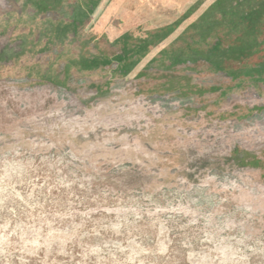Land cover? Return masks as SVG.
<instances>
[{
    "label": "rangeland",
    "instance_id": "374dc122",
    "mask_svg": "<svg viewBox=\"0 0 264 264\" xmlns=\"http://www.w3.org/2000/svg\"><path fill=\"white\" fill-rule=\"evenodd\" d=\"M263 14L264 0H204L153 33L138 30L159 38L151 52L159 63L189 53L238 73L264 66ZM7 45L0 38V52ZM179 65L104 93L91 78L67 87L0 78V264H264V142L248 138L224 154L219 134H209L215 125L229 132L220 122L257 119L264 85L254 73H211L201 60ZM182 77L205 91L191 119L133 107L178 90ZM242 93L261 102L228 105ZM177 127L209 136L180 137Z\"/></svg>",
    "mask_w": 264,
    "mask_h": 264
},
{
    "label": "crops",
    "instance_id": "0c3cea01",
    "mask_svg": "<svg viewBox=\"0 0 264 264\" xmlns=\"http://www.w3.org/2000/svg\"><path fill=\"white\" fill-rule=\"evenodd\" d=\"M9 1L12 2L13 8L3 10L0 14V38L8 41L7 47L0 52V67L4 65L18 67L19 72L14 75H4L5 73L2 75L0 70V78H5L3 80L9 83L17 82L19 85L50 84L55 87H67L72 83L87 84V79L91 78L103 82L89 84L98 93L112 91L115 85L122 83V80L126 82L158 80V76L164 73L173 74L180 63L183 65L188 63L190 60L184 56L178 63L170 61L159 63L155 60L151 52L154 49L153 43L159 41V38L152 41L153 34L149 36L147 30L153 33L160 25H167L173 22L172 20L185 17L204 2V0ZM141 26L146 27L145 34H142L144 31L138 30ZM143 35L147 36L142 37ZM94 42L97 46L101 44L96 53L87 48ZM106 45H109V49ZM167 58L169 59L168 54ZM179 86H183L186 91L197 92L196 96L205 92L192 88L191 81L186 79ZM167 95L190 101V107L181 111L187 118L191 119L195 113H199V109L194 107V95L182 96L180 91L175 89ZM251 110L247 109L248 114ZM196 116L200 117V114ZM238 154L239 152L235 153L237 156Z\"/></svg>",
    "mask_w": 264,
    "mask_h": 264
},
{
    "label": "built area",
    "instance_id": "2783aa9c",
    "mask_svg": "<svg viewBox=\"0 0 264 264\" xmlns=\"http://www.w3.org/2000/svg\"><path fill=\"white\" fill-rule=\"evenodd\" d=\"M0 8L3 10H11L13 8L12 2L9 0H0ZM257 102H261V97L257 93L248 94H234L228 97L227 103L229 106L235 104H248L249 107L252 108L253 104ZM191 103L188 100L180 99L175 96L170 95H162V96H153V97H143L140 96L135 103H133V107L145 106L148 108L149 113H152L155 117H160L169 112H180L185 108L190 107ZM257 119L252 120L246 124L238 123V122H220L221 126H225V128L229 129L225 130L224 128L216 129L214 126V131L209 133L210 135L219 134V141L221 142L222 152H233L235 148H246L245 146L251 141V139L255 142H264V112L257 115ZM177 131H179V136L184 138H206L205 136L207 132L203 129L194 130L192 128H183L177 127ZM224 137V138H223ZM229 139V141L227 140ZM259 143V144H260Z\"/></svg>",
    "mask_w": 264,
    "mask_h": 264
},
{
    "label": "trees",
    "instance_id": "16d2710c",
    "mask_svg": "<svg viewBox=\"0 0 264 264\" xmlns=\"http://www.w3.org/2000/svg\"><path fill=\"white\" fill-rule=\"evenodd\" d=\"M259 11H261V10H259ZM263 11V10H262ZM261 14H259L258 16H260ZM264 15V14H263ZM261 18V17H260ZM257 23H253V24H251V25H256ZM247 35V40H255L254 42H256V40L257 39H255V33H254V31L253 32H251V31H248V33L246 34ZM254 38V39H253ZM254 42H253V44H254ZM253 44L251 45L252 46V48H254V46H253ZM251 49V48H250ZM253 52H250L249 53V55H251ZM232 54H233V51H232ZM231 54V56L233 57V55ZM170 56V55H169ZM182 56H184V57H187L192 63H197V62H199L200 60L201 61H204L205 63H208L209 64V66L211 67V68H209V69H207L208 71H210L211 73H217V72H226V74L227 75H229V76H231L233 79H235V80H237L240 76L242 77H245L246 78V76L245 75H243V72H245L247 75L248 74H250V73H254V75H256L257 74V77H254V80H257L258 82H262V84L264 85V66H260L257 70H245V71H240V72H235V71H232V72H230V70L229 69H225V67H222V65H221V59H220V63H218L217 65H214V66H211V65H213L212 63V61H207V60H205V59H202L203 57H192L189 53L188 54H184V55H182ZM210 62V63H209ZM212 62V63H211ZM193 70H195V69H193ZM253 75V76H254ZM240 77V78H241ZM182 78H185L186 80H191L192 78L191 77H182ZM241 83V82H240ZM188 86V85H187ZM192 88H197V89H200L199 88V86L198 85H193V86H191ZM176 89H178V91H180V94L182 95V96H196L197 95V92H194V91H186L185 89H184V87L183 86H179L178 88H176ZM230 90H232V88L230 87V88H228L225 92H229Z\"/></svg>",
    "mask_w": 264,
    "mask_h": 264
},
{
    "label": "flooded vegetation",
    "instance_id": "af4514ba",
    "mask_svg": "<svg viewBox=\"0 0 264 264\" xmlns=\"http://www.w3.org/2000/svg\"><path fill=\"white\" fill-rule=\"evenodd\" d=\"M189 63H192L191 61H189ZM187 64V63H186ZM158 96V95H157Z\"/></svg>",
    "mask_w": 264,
    "mask_h": 264
}]
</instances>
